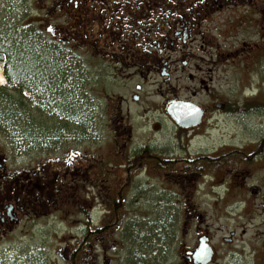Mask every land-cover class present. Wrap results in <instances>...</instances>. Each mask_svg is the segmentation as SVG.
I'll use <instances>...</instances> for the list:
<instances>
[{"label": "rangeland", "instance_id": "rangeland-1", "mask_svg": "<svg viewBox=\"0 0 264 264\" xmlns=\"http://www.w3.org/2000/svg\"><path fill=\"white\" fill-rule=\"evenodd\" d=\"M50 1L0 0V47L14 53L18 46L19 53L13 56L19 55L22 63L20 71L14 70L8 57L0 56L4 79L0 86L6 89L0 92V160L4 158L7 172L13 175L10 180L21 171H27L26 177L29 170H37L41 176L33 181L52 191L58 183L50 180L52 171L37 169L36 163L61 154L68 148L67 140L73 151L102 157L104 182L98 186L100 197L87 182L79 201L75 195L68 205L63 197L48 192L53 196L49 210L28 219L20 214L18 225L12 232L8 229V236L0 241V264H74L72 260L83 253L87 262L82 260V264H177L186 249L194 252L201 232L210 237L220 263L262 264L264 215L256 206L259 200L243 214L245 204L240 201L250 196L248 191L247 197L241 196L242 188L234 184L246 181L264 186V145L258 147L264 140V10L260 18L247 16L248 24L239 23L235 32L232 21L223 25L226 11L208 23L213 28L207 35L213 39L215 53L226 49V61L218 62L211 74L214 90L226 98V114L213 112L193 134L178 135L164 115L165 98L152 97V121L162 125L167 158L177 161L164 168L124 170L112 165L109 133L104 132L95 142L85 132L91 116L97 115L93 130L100 117L96 91L86 82L89 73L81 69V49L74 43L68 51L53 36H37L32 11L38 2ZM239 13L248 15L246 10ZM53 22L60 27L58 21ZM6 69L13 81L17 74L28 88L21 95L7 83ZM98 85L100 88L99 79ZM104 88L108 93L115 90L108 82ZM56 176L60 181V175ZM30 182L31 178L24 181ZM188 182L193 185L186 194ZM7 189L5 194L0 189V199L15 203L17 196ZM186 202L200 216H185ZM79 205L89 214H77ZM84 221L92 229L104 222L99 230L101 245L92 244L91 235L75 248L76 240L83 236Z\"/></svg>", "mask_w": 264, "mask_h": 264}, {"label": "flooded vegetation", "instance_id": "flooded-vegetation-1", "mask_svg": "<svg viewBox=\"0 0 264 264\" xmlns=\"http://www.w3.org/2000/svg\"><path fill=\"white\" fill-rule=\"evenodd\" d=\"M239 10H246L248 15L240 14ZM263 10L264 0H52L38 2L32 11V20L38 37L53 36L56 41L63 42L68 51L75 46L74 43L81 49V69L89 73L86 82L96 91L100 117L99 124H95L93 130L97 115H92L91 125L85 132L95 142L101 139L104 132L109 133L112 165L131 170L145 166L165 167L177 161L174 157L167 158L168 147L162 138V125L157 120L152 121V97L165 98L164 115L174 125L178 135L193 134L213 112L226 114V98L216 93L213 88L215 79L211 76L217 63L223 58L226 61V49L222 53H215L213 39L207 35L213 28H208V23L217 13L226 11L223 25L226 26V20L232 21L230 23L236 25L235 32L240 29L239 23L248 24L247 16L260 18ZM55 20L60 27L54 24ZM223 36L226 37L224 30ZM210 47L213 48L212 52L208 51ZM105 82L115 90L108 93L104 88ZM172 103L195 105L201 111L200 123L185 128L178 126L168 114ZM144 127L146 130L142 129ZM64 143L69 148V142L65 140ZM68 148L55 157L36 163L37 169L41 167L52 171L50 180L58 182L57 188L52 191L33 181L37 175L41 176L37 170H29L31 173L26 177L24 173L27 171H21L10 180L9 177L13 175L7 172L4 158L0 160V189L5 194L7 186L13 191L11 185H15L18 194L20 191L19 195L13 191L14 197L17 196L15 203L8 204L0 199V241L8 236V229L12 232L18 225L20 214L28 219L49 210L53 196L48 192L63 197L70 205L71 197L76 199L77 196L79 201L80 195L84 196L88 182L95 188V196L100 197L98 186L104 182L102 157L98 159L88 151H73L72 148L67 151ZM56 175H60V181ZM28 178H31V182L25 184ZM248 183L234 184L242 188L241 196L247 197L246 191L250 196L240 201L245 204L243 214L247 215L257 206L264 215V186ZM185 185V193L189 194L193 184L188 182ZM186 197L189 202L191 197ZM256 200L260 204L255 206ZM188 202L184 206L185 216L197 217L199 214ZM112 212V216H115L116 211L112 209ZM76 213L83 216L89 214V210L79 205ZM103 223L92 229L84 221L83 236L75 239L76 244L79 243L80 247L82 241H87V237L89 240L93 235L92 244L101 245L99 230ZM88 231L94 234H88ZM203 236L210 241L207 233L201 232L193 249ZM212 251V258L206 264H222L217 260L213 247ZM192 252V249H186L177 264H202L194 261ZM259 259L264 261L262 257Z\"/></svg>", "mask_w": 264, "mask_h": 264}, {"label": "water", "instance_id": "water-1", "mask_svg": "<svg viewBox=\"0 0 264 264\" xmlns=\"http://www.w3.org/2000/svg\"><path fill=\"white\" fill-rule=\"evenodd\" d=\"M168 114L178 126L183 128L196 126L201 119V111L190 103L187 105L172 103L168 108ZM207 241L206 237L200 238L199 245L193 252V259L196 263L206 264L211 260L213 251Z\"/></svg>", "mask_w": 264, "mask_h": 264}, {"label": "trees", "instance_id": "trees-1", "mask_svg": "<svg viewBox=\"0 0 264 264\" xmlns=\"http://www.w3.org/2000/svg\"><path fill=\"white\" fill-rule=\"evenodd\" d=\"M24 48H26V47H24ZM17 49H18V46H16V50H15V52L14 53H16V51H17ZM27 49V48H26ZM14 53H12V52H10L9 50H7V49H5V50H3L1 47H0V56L2 55V56H7L8 57V63H10V65H11V67H13L14 68V70H18V71H20V65H22V63H20L19 61H21V59L19 60V55H16V56H13V54ZM19 52L17 51V54H18ZM28 55H29V59L31 60V54L30 53H28ZM13 58V59H12ZM1 61V60H0ZM5 76H6V79L10 82V85L11 86H13V88H14V90L16 91V94H18V95H21V90L22 89H28L26 86H24L25 84H23V83H21V81L17 78V74H16V77H14V81H13V79H12V77H11V75H10V73H8V70L6 69V71H5ZM23 84V85H22ZM6 91V89L5 88H0V92H5ZM11 116H12V114H11ZM75 121H79V119H76ZM67 123V122H66ZM264 145V140L259 144V146L258 147H262ZM105 172V171H104ZM15 187V185H13V187H12V185H11V188H12V190L14 191V192H16V195H19L20 194V191H19V194H18V191H16V189L14 188ZM15 198V197H14ZM119 219H118V217H117V221H118ZM79 251V250H78ZM77 251V252H78ZM84 254V253H83ZM83 254L80 256V257H75L74 259H73V263L74 264H80L81 263V261L83 260ZM82 257V258H81Z\"/></svg>", "mask_w": 264, "mask_h": 264}, {"label": "bare ground", "instance_id": "bare-ground-1", "mask_svg": "<svg viewBox=\"0 0 264 264\" xmlns=\"http://www.w3.org/2000/svg\"><path fill=\"white\" fill-rule=\"evenodd\" d=\"M3 76H0V84H3ZM25 98V97H24ZM207 160V159H206Z\"/></svg>", "mask_w": 264, "mask_h": 264}]
</instances>
